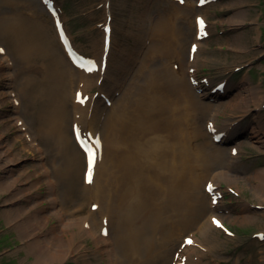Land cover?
<instances>
[{
    "label": "bare ground",
    "instance_id": "obj_1",
    "mask_svg": "<svg viewBox=\"0 0 264 264\" xmlns=\"http://www.w3.org/2000/svg\"><path fill=\"white\" fill-rule=\"evenodd\" d=\"M122 1H125V7L130 13V21L126 23L128 29H122L123 33H120L122 38H125L124 40L129 38V42L132 41V44H137L140 48L149 44L150 46L146 55H141L139 75L134 79L125 77L121 82L115 80L108 88H105L104 84L101 85L100 80L106 75L102 70L103 63L110 61L115 53L112 41L113 28L110 30L109 48L104 49L102 36L99 52H93L92 63L96 65V69L82 71L73 65L74 62H70L67 52L60 44L59 36L64 34L63 29L51 33L49 26L35 11H32V19L29 22L14 16L0 18V45L6 48L5 54L13 57L15 61L11 60L12 70L17 69L16 88L22 92V97L26 92L32 93L35 88L34 98L38 96L39 88L32 77V67L36 58L45 62L49 83L59 89L56 93L59 101H66L69 98L71 85L68 84V79L65 81L68 76H71L70 78L75 76V82L80 85L70 95L72 114H65L66 105H59L54 117L55 123L51 127L44 119L43 126L46 129L44 142L49 143L48 136L52 135V138L58 141V149L61 150L60 169H56L55 173L43 170L39 166L41 168L39 181H42L40 184L44 182L47 185V192L38 194L28 205L14 204L16 207L4 214L7 220L13 219L9 223L6 221L8 225L21 215L25 216L24 220L14 224L13 228L20 240L25 243L22 250L33 255L34 263L37 264L62 263L70 253L65 231L74 228L78 235H86L98 246L103 264H148L145 263V258L151 255H155V259L160 257L157 260L161 261V264H166L169 260L172 264H199L194 259L181 263L179 256L172 257L174 253H180L179 249L182 247L187 252L193 251V246L198 243L196 238L189 237L192 241L190 247L187 246L190 243L182 244L185 236L180 243L178 237L186 231L187 226H191L188 224L189 219L181 217V205L189 200L192 206L205 207L194 215L199 218L197 225L202 218H206L200 230V235H204L207 231L216 229L212 226L211 219H216V215L220 213L218 201L221 199L215 194V191H219V183L229 185L237 183L231 177L232 168L236 165L233 162L234 158L231 157V151L235 148L231 147L228 150L231 160H226V150L220 147L219 143L212 142L213 136L223 129L215 123L216 116L221 114L220 111H216V106H211L215 115H209L204 133L200 134L197 126L189 131L194 112L197 111L198 124H201L206 113V109L200 103H196L195 96L191 93L188 77L192 74H188V68L194 73L201 51L199 41L206 35L207 16L203 13L196 15L195 18L199 17L197 24L194 18V25L190 28L188 26L191 22L190 15L197 13L198 10L193 7L189 11L186 8L188 7L186 0H182L181 6L178 0V3L167 0L170 16L180 20L173 23L165 18L166 14L160 7L161 0L151 1L152 6L147 7L146 11L143 7H136V2L142 3L144 0ZM233 19L234 16L229 20ZM201 20L203 29H200ZM167 40H170L169 44ZM191 40L186 47L189 55L184 67L178 56L179 49L184 50L183 42ZM195 47L198 49L192 54L190 50ZM119 48L124 49L126 46ZM0 49L3 47L0 46ZM70 54L77 55L74 50H71ZM168 54L169 57H164ZM120 58L130 59L124 55ZM1 60L6 62L2 51L0 67L5 66L0 72L7 73L4 70L8 69L7 62L2 64ZM152 65L157 67L145 74V68ZM184 68L187 69L186 72ZM130 70L132 71L133 67ZM90 83L100 85V93L110 101L108 110L106 106L99 107L98 101L81 89L82 85ZM216 85L209 88L211 95L223 91L217 90ZM229 88V94L233 95L235 92L236 97L239 96L241 108L246 107V102L254 104L256 99L264 100L262 90L255 85ZM123 89L136 94L130 99L127 94L121 95ZM116 92L118 93L115 96ZM76 94L81 95V99L86 98L83 99V103L74 96ZM22 97L11 98L14 114H4V120L14 121L17 135L24 142L26 140L31 142V135L27 133V121L21 115ZM223 97L221 94V99ZM25 101L28 105L29 100ZM225 102L227 108L238 109L236 99ZM29 110L28 122H31L34 110L33 108ZM46 113L47 109L43 108L41 114ZM127 113L136 115L127 118ZM65 121L69 124H65ZM69 128L71 131L76 129L80 137L90 140L94 139L93 136H98L100 149L95 152L91 184L84 181L89 168L84 155L77 148L75 139L70 136ZM259 130L251 129L249 136L250 140L264 152V137H258ZM234 135L242 136L244 130L236 131ZM192 138L199 142L194 148L190 143ZM7 155L0 152V161L4 162ZM42 159L38 154L37 162L45 164ZM74 169L77 178H68L69 172ZM15 173L10 170L7 177H12ZM0 178L3 179V176ZM53 178L56 180L53 181ZM250 178L256 182L251 184L255 197L264 202V170L254 172ZM79 179L81 180L79 187L83 191L81 202L78 200L79 206L75 210L66 209L65 207L71 206L70 200H77L72 198L71 193L75 194V183ZM202 182L203 189L208 182L211 191L206 194L197 191ZM29 186L32 187L33 184ZM6 189L3 187V191ZM29 191L30 188L21 189V192ZM59 191L66 192L65 195L70 194L72 199L64 197V194L58 195ZM21 192L15 191V194L19 195ZM90 206H94L96 210L92 211ZM51 217L57 221L49 228ZM219 221L223 226L222 221ZM195 223L196 220L193 224ZM200 226L199 223L198 228ZM194 229L195 232L199 231L197 228ZM50 237L52 241H49Z\"/></svg>",
    "mask_w": 264,
    "mask_h": 264
},
{
    "label": "rangeland",
    "instance_id": "obj_2",
    "mask_svg": "<svg viewBox=\"0 0 264 264\" xmlns=\"http://www.w3.org/2000/svg\"><path fill=\"white\" fill-rule=\"evenodd\" d=\"M50 1L54 4L55 15L45 10V5L40 3L41 0H0V18L14 16L17 19L23 18L29 22L32 19L31 13L35 11L38 17L49 26L51 33H55L56 25L60 24L65 30L66 37L69 40L68 43L81 55L82 59L89 60L93 58V52H99L100 50L102 36L100 30L105 24V10L107 9L111 11L113 16L111 27L114 33L112 41H114L115 46H113V49L115 53H113L114 58L112 57L110 61L106 62V68L102 67L106 75L100 80L102 82L100 84H104V87L108 88L115 80L121 82L125 77H133L134 79L139 75L141 55H146L150 44L140 48L137 44H132V41H121L124 40L120 34L123 33L121 30L128 29L126 23L130 21V13L125 7V1ZM151 1L154 0H144L142 3L136 2V7H143L146 11L147 7L152 6L153 2ZM186 2L188 6L186 8L189 11L193 7L198 10L197 13L190 15L191 22L188 23L190 28L194 25L196 15L203 13L207 16L206 35L199 41L201 51L197 57L196 68L192 74L193 77H188L191 93L195 96L196 103H200L206 109V113L204 119L201 120V124H198L196 123L197 111L194 112V119L189 131L197 126L198 132L200 134L204 133L209 115H215L211 106H216V111H220L221 114L216 116L215 123L216 126L223 128L219 132L223 135L218 143L220 147L226 150V160H231L228 150L231 147L236 148V150L233 149L236 154L233 151L231 154V157L234 158L233 162L236 164L232 168L231 177L237 183L229 185L221 182L218 185L219 191H215L216 196L221 199L218 201L220 213L216 217L222 220L224 230L215 229L200 235V230L203 228L202 225H204L206 218L200 220L201 226L198 228L199 223L197 225V221H199V218L194 215L205 207L192 206V202L189 200L182 203L181 217L189 219L188 224L191 226H187L186 231L178 238L180 243L184 236L196 238L198 243L193 246V251L187 252L180 248V253H174L172 257L173 255H175V258L179 256V259L185 262L194 259L199 264H264V202L255 197L251 184L256 182L250 178L254 172L264 170V152L257 147L253 140H250L249 136L251 129L253 131L260 129L258 137H264V100L256 99L254 104L246 102V107L241 108L242 102L239 96L237 98L235 92L233 95H231V92L229 94V87H245L251 84L259 87L263 92L262 97H264V0H214L204 8L203 6L199 8L195 6L196 0H186ZM30 5L32 6L29 7ZM160 7L166 14L165 18L168 22L180 21L170 16L167 0H161ZM205 9L206 12L204 13ZM232 16H234V19L229 20ZM164 41L166 40L164 39ZM167 42L169 44L170 40H167ZM190 42L192 40L183 42L184 50L179 49L178 56L184 67L188 56L186 47ZM121 45L126 46V48H119ZM0 46L3 47L2 53L5 55L8 66V69H4L7 73L0 72V152L8 154L4 162H1L3 160L0 161V177L3 176L4 179L0 178V264H35L34 256L22 250L25 243L22 239L20 240L13 228L14 224L20 220L23 221L25 216L18 215L20 217L8 225L6 221L9 223L13 219L7 220L4 214L8 210H13L16 207L14 204L28 205L38 194L47 192V185L44 182L40 184L42 181H39L41 174L39 170L43 168V170L55 173L56 169H60L61 150L58 149V141L53 139L52 135L48 136L49 143L44 142L43 138H45L44 134L46 132L43 126L44 119L49 122L51 127L55 123L54 117L59 105H66L65 114H72L70 106L72 97L70 95L80 85L75 82V76L73 78L68 76L65 81L68 79L67 82L71 85L69 98L66 101H59L56 97L59 89L53 86L54 84L49 83L45 62L36 58L32 67V77L39 88L38 96L34 98L35 88L32 93L31 91L26 92L22 97V92L16 88L18 82L17 69L12 70L11 60L14 61V59L5 54L6 48L3 45ZM138 53L139 55H137ZM122 55L130 59L120 58ZM169 56L168 54L164 57ZM6 62L1 60L2 64ZM4 66L0 67V70ZM132 67L133 70L131 71ZM156 67V65H152L145 68V74ZM184 71L186 72L187 69L184 68ZM188 74H190L189 69ZM215 84L222 85L223 88L221 89L223 91L211 95L209 88H212ZM81 89L92 95L98 101L97 105L99 107L106 106L107 110L110 108L106 97L100 93V85L90 83L82 85ZM125 94L129 95L131 99L132 95L134 96L136 93L123 89L121 95ZM221 94L224 95L222 99ZM74 96L77 97L78 94ZM103 96L104 99L100 101ZM12 97L17 99L22 97L20 100L22 103L21 115L27 121V133L31 135L32 139L29 135L31 142L27 140L24 142L17 135V129L13 125L14 121L5 122L4 120V114H14ZM25 99L29 100L28 105H26ZM235 99L237 100L238 109L227 108L225 101ZM31 108H33L34 114L31 118L32 121L28 122L29 109ZM43 108L47 109L45 115L41 114ZM133 115L136 114L127 113L126 117L129 118ZM260 115L262 117L259 118ZM224 121L226 124H224ZM66 123L67 121H65ZM49 130L47 131L49 132ZM241 130H244V135H234L236 131ZM71 132L69 128V134L72 137L73 133ZM190 143L191 147L194 148L199 142L192 138ZM38 154L43 158L45 164L37 162ZM10 170L16 173L12 177H7ZM72 177L77 178L75 169L68 174V178ZM54 180L56 178H53ZM79 183H81L80 179L75 183V194L71 193L72 198H77V200H70L71 206L65 207L66 209L75 210L79 206L78 200L81 202V197H83V191L80 189ZM32 184V187L29 186ZM3 187L7 188L6 191H3ZM24 188H30V191L21 192V189ZM15 191L21 193L16 195ZM197 191L206 194L203 189V182L200 183ZM65 193L59 191L58 195L64 194V197L71 198L70 194L65 195ZM15 199L16 201H14ZM206 203H209V199ZM194 220H196L195 224H193ZM56 221L54 217H51L49 228ZM194 228L199 231L195 232L196 229ZM42 230L45 229L42 228ZM229 231L233 234H228ZM65 233L66 239L69 240H67V243L70 245V253L62 263L53 262L52 264H103L98 246L92 242L91 238L84 234L78 235L75 228L67 229ZM49 241H52L51 237ZM168 246L164 247L168 248ZM159 258L155 259V255H151L145 258V263L161 264V261L157 260ZM166 264H172L171 260L167 261Z\"/></svg>",
    "mask_w": 264,
    "mask_h": 264
},
{
    "label": "snow or ice",
    "instance_id": "obj_3",
    "mask_svg": "<svg viewBox=\"0 0 264 264\" xmlns=\"http://www.w3.org/2000/svg\"><path fill=\"white\" fill-rule=\"evenodd\" d=\"M182 2V0H181ZM201 3H204V0H200ZM200 23V27L201 29H203V21H199ZM0 51H2V49H0ZM91 70V69H89ZM77 99L80 100L81 103L84 102L83 99H81L80 95L78 94L77 96ZM77 138L80 139V134L78 133L77 134ZM82 146H85V150L89 153V174H88V181L91 182V172H92V165H93V162H94V156H95V153L90 149L88 148L86 145H82ZM214 223H218L216 221H214ZM187 243H192L191 240L187 241Z\"/></svg>",
    "mask_w": 264,
    "mask_h": 264
}]
</instances>
